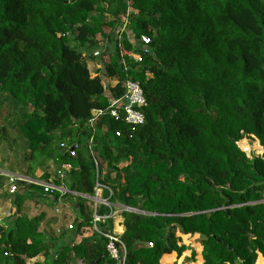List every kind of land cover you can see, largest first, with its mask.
Returning <instances> with one entry per match:
<instances>
[{
	"label": "trees",
	"instance_id": "trees-1",
	"mask_svg": "<svg viewBox=\"0 0 264 264\" xmlns=\"http://www.w3.org/2000/svg\"><path fill=\"white\" fill-rule=\"evenodd\" d=\"M129 1L0 0V93L19 107L25 172L33 178L42 160L69 162L64 185L80 195L64 196L76 207L65 240L46 212L60 203L57 194L28 183L6 194L16 212L10 225L0 224V264L40 255L41 264H119L102 235L113 234L111 210L97 207L107 218L94 230L91 201L81 197L93 196L96 183L109 203L124 207L125 254L117 249L124 264L193 262L183 243L192 236L201 239L200 264L264 259V159L240 149L252 139L264 149V0ZM129 7L137 15L128 16L119 43ZM97 35L111 55L93 76L83 52L100 47ZM143 35L147 53L134 45ZM127 79L142 89L144 122L104 115L89 146L91 111L121 98ZM61 143L75 147L74 158ZM37 179L60 183L49 171Z\"/></svg>",
	"mask_w": 264,
	"mask_h": 264
},
{
	"label": "rangeland",
	"instance_id": "rangeland-1",
	"mask_svg": "<svg viewBox=\"0 0 264 264\" xmlns=\"http://www.w3.org/2000/svg\"><path fill=\"white\" fill-rule=\"evenodd\" d=\"M137 15V12H135ZM107 19V17H106ZM106 29V28H105ZM107 31V30H106ZM99 35L96 36V38ZM97 42H105L101 38V36L98 37ZM71 47L77 48L76 45L73 43L70 44ZM103 46L100 45V49L98 50H92L90 49L87 52H83V54L86 56V64L89 65L91 61L89 60L90 55L94 51H103ZM14 100L10 98V96L0 93V129L2 128V139L0 141V167L10 171V172H19V173H25V169L27 168V158L29 156V151L27 149V140L23 137L22 133L19 131V126L22 123L21 117L19 115V107ZM1 137V134H0ZM240 149L243 151H246L245 154L248 156V158L253 159L256 157H259L261 159H264V149L262 146L259 145L258 141L255 139L248 140L244 145H241ZM58 168L53 164L51 160H42L41 164L37 165L34 169V177L37 179L39 176L44 174V172L49 171L51 173L54 172V170ZM2 180L5 183V178H3L0 175V184L2 185ZM38 180V179H37ZM6 189V187L4 186ZM5 192L4 198L9 197L6 195ZM96 196V194H95ZM73 197V196H72ZM95 198V197H94ZM97 199L98 200H106L101 191L97 192ZM95 201L90 202V204L87 206L89 209L93 208V204ZM124 209L123 206L119 204L113 205V213L111 217L113 218V232L120 236L122 232L124 231L123 227L121 226L122 218L119 216L120 212ZM31 210L30 208L27 209V212ZM58 210V212H56ZM47 215H48V221L49 226H52V228L55 230L56 234L64 233L65 234V240H69V237L71 236L72 232L75 230V222L74 217L76 214V207H75V200L74 198H65L62 197L60 200V203L55 208H48L46 209ZM9 217L8 214L4 216V220L2 221L1 225L4 226L10 225L12 223V220L14 218V214L10 213ZM51 214L52 217H51ZM117 226L121 227L122 232H117ZM90 232H84L83 236L89 235ZM200 241L201 239L199 236H192L191 238L187 240H183V243L186 244L190 249L187 250L186 253H184V257L189 258L191 254V250L195 252L196 257L195 260L192 262H189L188 264H200L201 262V248H200ZM44 257L43 255H40L34 259L26 260V264H36V263H43ZM73 262V261H72ZM180 264L182 261H179ZM178 264V263H177ZM255 264H264V259L257 255V260Z\"/></svg>",
	"mask_w": 264,
	"mask_h": 264
},
{
	"label": "built area",
	"instance_id": "built-area-1",
	"mask_svg": "<svg viewBox=\"0 0 264 264\" xmlns=\"http://www.w3.org/2000/svg\"><path fill=\"white\" fill-rule=\"evenodd\" d=\"M126 3L130 6L131 2L129 0H125ZM136 11L132 10L131 7L128 8V13L125 17H123L120 21V24L117 26V40L119 43L122 41V34L126 32L127 25L129 23L128 16L133 14L135 16ZM132 39V37H130ZM150 44V38L148 36H141L139 41H137V44H134L138 48H140L141 51L144 53L148 52V45ZM120 45V44H119ZM93 56L98 58L100 56L99 52H94ZM130 57L134 59V61H140V57L137 55L131 54ZM121 64L124 70L127 69L126 62L125 60L121 57ZM125 94L118 99H110L108 106L105 109H94L90 113V118L87 122L88 126L92 130V135L88 140V145L90 146L92 143L94 131L97 125L98 120L103 117L104 115H108L111 118H114L116 120L122 119L125 124L130 125V126H139L144 122V114L142 113L141 109L146 106L145 99L143 97L142 89L140 85L137 82H132L129 79L125 81ZM73 146H67L64 143L60 144V149L63 150L68 156V158H74L75 157V151H74ZM242 150V149H241ZM243 151V150H242ZM246 152V151H243ZM93 162L95 167H98V162L95 158H93ZM71 168L69 162H63L58 168H56L53 172V174L57 177L59 180L58 185L51 183V182H46L42 180H37L33 178H28L24 175H19V174H12V173H5L0 169V175L5 178V187L8 195H14L19 187L20 184L23 183H28V184H33L35 186H38L41 188L42 193L47 196H53L54 194H57L58 201L60 202L61 198L64 197L65 195H71V196H80L79 194L72 192L67 189V187L64 185V181L67 179V171ZM102 186L96 183L95 189H94V195L93 196H81L83 198L88 199L89 201L95 203L93 204V216H92V221H93V229H96V223L99 221H102L103 219L107 217H99L96 215V209L99 205H104L108 207L111 212L113 213V205L108 202V200H98L97 199V192L101 191L102 192ZM109 191V194L112 195L111 191ZM96 194V196H95ZM95 197V198H94ZM58 212V210H56ZM111 213V215H112ZM11 214H8L7 217H9ZM111 215L109 217H111ZM112 218V217H111ZM105 238L108 239V243L106 246L107 251L110 254V257L118 260L119 264H124V259L119 260V253H118V246L120 245L124 252V247L122 243L119 241V236L116 235L114 232L112 235L108 234H102Z\"/></svg>",
	"mask_w": 264,
	"mask_h": 264
},
{
	"label": "crops",
	"instance_id": "crops-1",
	"mask_svg": "<svg viewBox=\"0 0 264 264\" xmlns=\"http://www.w3.org/2000/svg\"><path fill=\"white\" fill-rule=\"evenodd\" d=\"M109 31H110L109 28H106V29L103 28L102 29V32L104 34L109 33ZM99 36H101V35H99ZM98 37L96 38V40H98ZM99 43H100V45H104L103 51H109L110 54L96 51V52L100 53V56L98 58H96V59H89L91 61V63H89V65H87V67H88V70H89L90 74L93 75V76H99L101 74V70H102L103 64H106V63L109 62V58H110V55H111V49H110L111 48V44L110 43H106V42H99ZM104 84L106 85L107 81ZM0 169L3 172H5V173H12V174L15 173V174L22 175L21 173L16 172V171L15 172H10V171H7V170H5V169H3L1 167H0ZM24 176H26L28 178H32L31 176H28V175H25V174H24ZM3 181L4 180H2V189L0 190V224L5 219L4 218L5 215L13 213V212H16L15 208L11 205L10 199L4 198L5 192L7 193V191L4 188L5 183ZM3 183H4V185H3Z\"/></svg>",
	"mask_w": 264,
	"mask_h": 264
},
{
	"label": "bare ground",
	"instance_id": "bare-ground-1",
	"mask_svg": "<svg viewBox=\"0 0 264 264\" xmlns=\"http://www.w3.org/2000/svg\"><path fill=\"white\" fill-rule=\"evenodd\" d=\"M116 231H117V232H122L121 227L117 226V230H116Z\"/></svg>",
	"mask_w": 264,
	"mask_h": 264
},
{
	"label": "water",
	"instance_id": "water-1",
	"mask_svg": "<svg viewBox=\"0 0 264 264\" xmlns=\"http://www.w3.org/2000/svg\"><path fill=\"white\" fill-rule=\"evenodd\" d=\"M84 263H85V261H84V260H82V261H81V264H84Z\"/></svg>",
	"mask_w": 264,
	"mask_h": 264
}]
</instances>
